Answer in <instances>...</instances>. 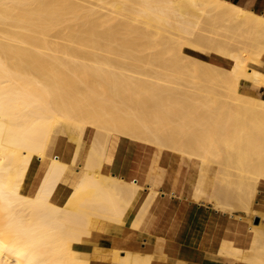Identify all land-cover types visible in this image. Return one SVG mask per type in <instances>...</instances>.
<instances>
[{
	"label": "bare ground",
	"instance_id": "6f19581e",
	"mask_svg": "<svg viewBox=\"0 0 264 264\" xmlns=\"http://www.w3.org/2000/svg\"><path fill=\"white\" fill-rule=\"evenodd\" d=\"M98 1L0 0V264H91L83 244H94L106 224L122 223L141 190L127 178L133 147L177 154L193 203L210 204L217 216L258 214L264 221L253 208L264 185V99L241 87H264V15L225 0H115L130 6L106 10L105 22L116 24L101 33ZM164 4L172 23L160 17ZM108 39L128 51L124 61L104 60L99 46ZM162 54L176 59L160 61ZM181 75L191 79L183 84ZM64 125L75 131L72 150L52 140L53 133L66 135ZM115 136L128 140L127 150L120 158L118 148L107 166ZM83 140L88 153L79 182L66 196L55 195ZM42 159L47 167L33 190L30 178ZM211 161L248 172L232 190L218 187L228 173L209 168ZM209 170L218 187L212 191L205 186ZM158 196L151 188L133 228L146 215L148 225ZM255 227L247 255L221 237L218 252L264 264V223ZM103 259L154 264L141 252Z\"/></svg>",
	"mask_w": 264,
	"mask_h": 264
},
{
	"label": "crops",
	"instance_id": "0c3cea01",
	"mask_svg": "<svg viewBox=\"0 0 264 264\" xmlns=\"http://www.w3.org/2000/svg\"><path fill=\"white\" fill-rule=\"evenodd\" d=\"M225 1L264 15V0ZM261 64L260 70L264 72V62L262 61ZM241 87L246 93L264 99V87H252L246 81L241 82ZM117 137H112L108 143L104 157V164L107 166L115 160L118 148L120 158L127 150L128 140L126 138L117 140ZM67 144L71 145L72 143L68 141ZM65 147L66 145L60 144L61 149ZM54 151L52 152L59 153L58 150ZM87 153L88 148L85 146L78 163H68L59 179L55 195L58 193L57 195L64 197L77 185L84 172ZM127 158L129 159L127 178L134 179L141 190L122 223L106 224L101 232L94 233L96 236L94 244H83L81 251L88 252L87 256L90 258L91 264H97L99 259H103V256L115 260L118 255H122L124 252L151 253L154 264H252L219 253L220 241L218 238L221 237L232 243L233 247L240 249L247 255L251 241L249 228L251 225L258 227L259 223H264L258 214H254L253 217V215L241 213L243 219L238 218V213H234L230 217L217 216L210 204L200 206L190 201L189 174L183 187L185 170L180 165L177 154H161V151L154 146L150 149L141 150L133 147L131 152H127ZM47 163V159H42L36 163L33 170L34 176H31L29 182L30 188L33 190L42 178ZM214 180V172L207 171L205 186L208 190L210 189L209 191L218 188L214 187ZM259 187L261 189L258 188L253 208L264 212V185ZM151 188H154L159 196L154 202L149 223L147 225L149 216L146 215L139 226L133 228L131 223Z\"/></svg>",
	"mask_w": 264,
	"mask_h": 264
},
{
	"label": "rangeland",
	"instance_id": "374dc122",
	"mask_svg": "<svg viewBox=\"0 0 264 264\" xmlns=\"http://www.w3.org/2000/svg\"><path fill=\"white\" fill-rule=\"evenodd\" d=\"M123 1V0H122ZM103 2H106V6H104V3ZM119 4H117L116 2H115V0L113 1V0H99L97 3H96V6H97V8L99 9V16H100V20H101V22H102V26H100V28H99V31L101 32V33H103V31H104V29H105V25L106 24H111L112 23V21H109V22H105L106 20H105V17H104V14H105V11L106 10H112V8H121V9H125V8H128L129 6H130V4H129V2H127V1H125L124 2V7H120V6H118ZM170 9H171V7H170V5L169 4H164L163 5V13H165V12H168V13H170L169 11H170ZM166 15H160V17L162 18V19H168L171 23L173 22L172 21V19L170 18L169 19V14H168V16H167V13H165ZM116 24V22L115 21H113V23H112V25L114 26ZM111 25V26H112ZM179 26H181V27H183V28H189V26H187V25H184V24H180L179 23ZM62 43H63V41H61ZM66 43V42H65ZM66 44H68V43H66ZM122 44V43H121ZM186 45H191V44H189V43H186ZM99 48H100V52H102L101 53V55H103L104 56V60H108V61H111V60H117L116 58L117 57H119V59L118 60H123L124 61V58L121 56V53L123 52V51H125L126 53L128 52L127 50H125L124 48H123V46L121 47L120 46V41L118 42V41H115V40H112V39H108V40H102L101 41V43H100V46H99ZM157 49V50H156ZM159 49V50H158ZM161 49L160 48H155V51L157 52V51H160ZM184 52L185 53H187V54H189V55H191V56H193V57H196V58H198V59H201V60H204V61H207L208 60V58H209V53H200V52H196V51H194V50H191V48H187V47H184ZM148 51H151V52H155V51H153V50H148ZM125 52H123V53H125ZM123 53H122V55H123ZM160 53H161V51H160ZM164 53V52H163ZM128 54V53H127ZM126 54V55H127ZM120 55V56H119ZM161 57V56H160ZM121 58V59H120ZM167 58V59H166ZM169 58H170V60H169ZM126 59L127 58H125V61H126ZM176 58L174 57V56H172V55H170V54H164V56H163V54H162V57L160 58V61H166V62H173L174 60H175ZM128 61H129V59H127ZM85 61V60H84ZM155 69H157L159 72H161V73H169V71H166L164 68H161V67H155ZM181 72H183L182 70H181ZM184 73H186V71H184ZM188 74V73H187ZM180 77H183V79L182 78H180V79H178L179 80V82H183V84H186L190 79L188 78V76L187 75H181ZM197 80V79H196ZM196 80H195V82H196ZM190 83H192L191 81H190ZM200 83H204V82H202L201 80H200ZM243 89V91H244V88H242ZM245 92V91H244ZM246 93V92H245ZM63 132L66 134V135H62V134H59V133H53L52 134V140H55V141H59L60 142V144L62 145V146H64V145H66L67 144V142L68 141H70L72 144L71 145H69V148L72 150L73 149V146H74V140H73V142H72V140L71 139H73V137L75 136V131L74 130H71L68 126H66V125H64L63 126ZM61 136V137H60ZM85 143V144H84ZM83 144V145H82ZM81 147H80V149H79V153H78V156H77V158H76V164L78 163V161H79V158H80V155H81V152H82V150H83V148L86 146V142L85 141H83V142H81V145H80ZM84 146V147H83ZM155 147H157V146H155ZM214 161H216L215 159H214ZM213 161V162H214ZM217 164H215V162L214 163H212V161L209 163L208 162V165L209 166H211V167H209V168H211V169H217V167H220V175H221V173H222V171L224 170L225 172H227L228 173V175H226V173H222V175L221 176H223L224 177V175H226V178H227V180L229 181H225V177L223 178H221L222 179V182L221 181H219V183H217V185H219L220 183H222V184H220L218 187H229V189H231L232 190V188H234V187H236V185L239 183V182H241L242 180H243V178H242V176H244V175H246L247 174V170H246V167H239V168H237V166H225V165H223V166H221L220 164H223L222 162H216ZM213 164V165H212ZM213 167V168H212ZM223 168V169H222ZM221 169H222V171H221ZM218 170V169H217ZM223 179H224V181H223ZM89 260H90V258H89ZM93 260H95V259H93ZM97 264H108V262L107 261H105V260H103V259H99V262L97 263Z\"/></svg>",
	"mask_w": 264,
	"mask_h": 264
}]
</instances>
